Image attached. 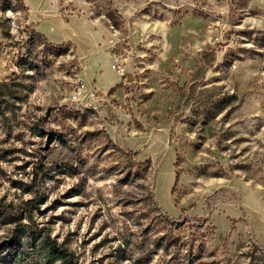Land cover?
I'll list each match as a JSON object with an SVG mask.
<instances>
[{
	"label": "rangeland",
	"instance_id": "rangeland-1",
	"mask_svg": "<svg viewBox=\"0 0 264 264\" xmlns=\"http://www.w3.org/2000/svg\"><path fill=\"white\" fill-rule=\"evenodd\" d=\"M1 111L0 264H264V0H0Z\"/></svg>",
	"mask_w": 264,
	"mask_h": 264
},
{
	"label": "built area",
	"instance_id": "built-area-1",
	"mask_svg": "<svg viewBox=\"0 0 264 264\" xmlns=\"http://www.w3.org/2000/svg\"><path fill=\"white\" fill-rule=\"evenodd\" d=\"M114 68L118 73H123V69L118 63H114ZM99 89L94 83H88L83 80L78 84L77 90L74 92L72 98L74 100L90 99L96 100L99 97Z\"/></svg>",
	"mask_w": 264,
	"mask_h": 264
},
{
	"label": "trees",
	"instance_id": "trees-1",
	"mask_svg": "<svg viewBox=\"0 0 264 264\" xmlns=\"http://www.w3.org/2000/svg\"><path fill=\"white\" fill-rule=\"evenodd\" d=\"M11 103H13L15 100V98L17 97L14 93H11ZM1 114L2 111L0 112ZM132 155H138V152H133ZM141 164H146L147 169H151V159H147L145 161H140ZM47 247L49 248L52 256L54 259H60L62 260L65 264H73L68 258H67V252L66 250L61 246L58 245V243L56 241H52L51 239L47 240Z\"/></svg>",
	"mask_w": 264,
	"mask_h": 264
},
{
	"label": "crops",
	"instance_id": "crops-1",
	"mask_svg": "<svg viewBox=\"0 0 264 264\" xmlns=\"http://www.w3.org/2000/svg\"><path fill=\"white\" fill-rule=\"evenodd\" d=\"M116 81H117V83H118V82H119V79H118V80H116ZM111 84H112L111 82H109V83H108V85H109L108 87H110V88H108V90H106V91L102 90V91H103V93H104V95H105V93H106V94H107V93H108V94L110 93V90H111V89H112V87H113V86H111ZM101 96L103 97V95H102V94H101V95L98 97V98H100V100H102V99H101Z\"/></svg>",
	"mask_w": 264,
	"mask_h": 264
}]
</instances>
